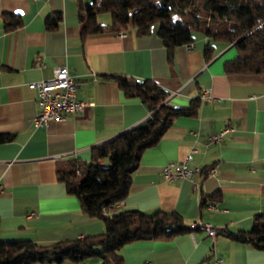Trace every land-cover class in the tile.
<instances>
[{
    "label": "crops",
    "instance_id": "obj_1",
    "mask_svg": "<svg viewBox=\"0 0 264 264\" xmlns=\"http://www.w3.org/2000/svg\"><path fill=\"white\" fill-rule=\"evenodd\" d=\"M56 12L61 20L48 29L46 18ZM5 13L15 14L20 24L12 28L15 18L5 21ZM97 19L107 24L110 15L100 13ZM156 31L154 24L144 36L128 28L82 39L76 0H0V240L49 243L104 231L103 221L89 217L78 198L67 193L56 170L72 158L88 161L94 146L150 114L109 77L123 74L165 89L170 106L199 101L195 115L175 118L160 140L142 152L128 194L108 210L174 211L189 230L167 240L122 246L123 264H214L217 259L220 264H264V250L227 234L249 230L253 216L264 209V73L227 72L224 64L236 57L234 44L212 42L206 60L209 38L202 32L194 33L190 47H176L169 59ZM56 65H65L76 77L77 97L87 105L64 121L35 126L36 92L28 83L50 78ZM227 125L234 130L210 142L209 136ZM191 150L189 166L201 169L193 182L166 180L163 165ZM211 166L214 175L207 173ZM214 194L216 200L201 206L204 196ZM198 221L219 233L212 239L192 228Z\"/></svg>",
    "mask_w": 264,
    "mask_h": 264
},
{
    "label": "trees",
    "instance_id": "obj_2",
    "mask_svg": "<svg viewBox=\"0 0 264 264\" xmlns=\"http://www.w3.org/2000/svg\"><path fill=\"white\" fill-rule=\"evenodd\" d=\"M76 1L82 39L128 28L144 36L156 24V34L171 59L176 47L192 43L194 33L202 32L209 38L204 47L206 60L212 56V42L234 44L236 57L224 64L227 72L264 73V0ZM100 13H109L110 22L100 23ZM9 17L15 18L12 28L20 24L15 14H4L5 21ZM61 17L59 12L49 15L46 27L55 28ZM109 77L117 81L126 96L139 98L150 114L143 122L94 146L88 161L72 158L56 170L67 193L78 198L81 210L89 217L103 221L104 231L49 243L0 240V264L59 263L66 259L85 262L91 258H98L101 264H123L119 253L122 246L140 240H167L189 230L174 211L148 214L126 209L109 214L108 210L128 194L142 152L160 140L175 118L195 115L199 101L191 100L185 107L170 106L166 102L169 93L150 79L137 80L123 74ZM210 200H216V195L204 196L201 206ZM227 234L264 250V209L253 216L249 230Z\"/></svg>",
    "mask_w": 264,
    "mask_h": 264
},
{
    "label": "built area",
    "instance_id": "obj_3",
    "mask_svg": "<svg viewBox=\"0 0 264 264\" xmlns=\"http://www.w3.org/2000/svg\"><path fill=\"white\" fill-rule=\"evenodd\" d=\"M187 47H190V45H187ZM28 87L36 92L37 111L32 119L35 126L46 125L52 121H64L69 115L82 111L87 105L85 101L77 97L78 81L74 75L69 73L65 65L54 66L50 78L30 82ZM202 98H207V96L204 95ZM233 130L232 125H227L218 133L210 135L209 140L210 142H219L226 132ZM192 152L193 150L188 152L181 160L170 161L163 165L161 169L162 176L168 181L186 178L193 182L194 176L201 172V169L189 166ZM207 173L214 175L216 167H209ZM193 184L197 187L195 183ZM208 206L213 207L214 204L209 203ZM197 227L203 229L212 239L219 233V230L208 222L198 221L193 223V228ZM214 264H220V259H217Z\"/></svg>",
    "mask_w": 264,
    "mask_h": 264
},
{
    "label": "rangeland",
    "instance_id": "obj_4",
    "mask_svg": "<svg viewBox=\"0 0 264 264\" xmlns=\"http://www.w3.org/2000/svg\"><path fill=\"white\" fill-rule=\"evenodd\" d=\"M104 14L109 15V13H104Z\"/></svg>",
    "mask_w": 264,
    "mask_h": 264
}]
</instances>
